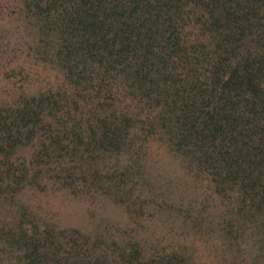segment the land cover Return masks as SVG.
Returning a JSON list of instances; mask_svg holds the SVG:
<instances>
[{
	"label": "trees",
	"instance_id": "16d2710c",
	"mask_svg": "<svg viewBox=\"0 0 264 264\" xmlns=\"http://www.w3.org/2000/svg\"><path fill=\"white\" fill-rule=\"evenodd\" d=\"M0 264H264V0H0Z\"/></svg>",
	"mask_w": 264,
	"mask_h": 264
}]
</instances>
